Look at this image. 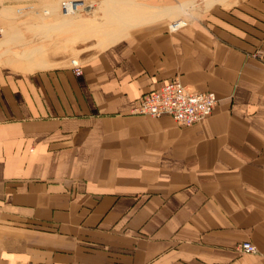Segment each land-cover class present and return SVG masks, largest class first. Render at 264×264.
<instances>
[{"label":"crops","instance_id":"crops-1","mask_svg":"<svg viewBox=\"0 0 264 264\" xmlns=\"http://www.w3.org/2000/svg\"><path fill=\"white\" fill-rule=\"evenodd\" d=\"M61 1L0 0V264H264V0ZM176 79L213 113L132 112Z\"/></svg>","mask_w":264,"mask_h":264},{"label":"built area","instance_id":"built-area-1","mask_svg":"<svg viewBox=\"0 0 264 264\" xmlns=\"http://www.w3.org/2000/svg\"><path fill=\"white\" fill-rule=\"evenodd\" d=\"M78 5L75 2L62 1L61 14H74ZM185 22L173 21L170 30L175 31L186 25ZM76 75L82 74V67L77 60H72ZM219 99L213 92H202L187 88L178 79L164 84L159 88L143 94L139 103L132 109L133 113L160 117L164 114L172 116L178 125L189 126L199 123L210 116L218 105ZM243 253H256L257 247L251 241H244L238 245Z\"/></svg>","mask_w":264,"mask_h":264},{"label":"rangeland","instance_id":"rangeland-1","mask_svg":"<svg viewBox=\"0 0 264 264\" xmlns=\"http://www.w3.org/2000/svg\"><path fill=\"white\" fill-rule=\"evenodd\" d=\"M62 1H66V0H62ZM61 1V3H62ZM133 2H143V3H146V4H151V5H155V6H160V7H173L175 10H174V14L172 15V22L176 19V21H179V20H190L191 18H197L199 17L201 14H203L204 11H207L210 7L208 6L207 7V4H208V1L209 0H131ZM61 3H59V9L61 7ZM95 3V5L91 8V9H83L81 10L77 15H73L70 17V20H73L74 18L78 17L80 14H93V15H96V16H101L102 19H105L104 17L106 16V13L102 11V9L100 7H98V3L97 2H93ZM115 2H113L114 4ZM117 4V3H115ZM213 4V3H212ZM183 7L184 10L182 9ZM49 11H51L49 9ZM109 13V12H108ZM112 13V12H110ZM117 14L121 17H123L122 13L121 12H117ZM60 15H61V19H64L66 17H63L61 12H60ZM115 19H118V17H116V15H114ZM171 22V23H172ZM170 23V25H171ZM170 25H169V28H170ZM171 29V28H170ZM1 33V32H0ZM73 67V66H72ZM74 71V69H73ZM75 73V72H74Z\"/></svg>","mask_w":264,"mask_h":264},{"label":"bare ground","instance_id":"bare-ground-1","mask_svg":"<svg viewBox=\"0 0 264 264\" xmlns=\"http://www.w3.org/2000/svg\"><path fill=\"white\" fill-rule=\"evenodd\" d=\"M66 2H68V3H72V2H75L77 5H78V8L75 10V12H74V14H69L70 16H72V15H75L78 11H79V9L80 8H82V7H84V6H86V3L85 2H78V1H74V0H67ZM98 5H102V4H100V3H98ZM40 11V10H39ZM46 12V14H48L49 13V10L48 9H46L45 10ZM43 12V11H42ZM176 20H178V19H176ZM176 20H174V21H176ZM186 20H179V21H176V22H185Z\"/></svg>","mask_w":264,"mask_h":264}]
</instances>
